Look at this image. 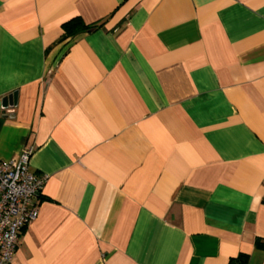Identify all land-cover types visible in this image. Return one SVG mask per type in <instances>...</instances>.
<instances>
[{"label":"crops","instance_id":"0c3cea01","mask_svg":"<svg viewBox=\"0 0 264 264\" xmlns=\"http://www.w3.org/2000/svg\"><path fill=\"white\" fill-rule=\"evenodd\" d=\"M12 92L0 160L45 182L11 264H264V0H0Z\"/></svg>","mask_w":264,"mask_h":264},{"label":"built area","instance_id":"2783aa9c","mask_svg":"<svg viewBox=\"0 0 264 264\" xmlns=\"http://www.w3.org/2000/svg\"><path fill=\"white\" fill-rule=\"evenodd\" d=\"M32 149L0 160V264H11L22 229L38 216L36 199L45 176L29 170Z\"/></svg>","mask_w":264,"mask_h":264},{"label":"trees","instance_id":"16d2710c","mask_svg":"<svg viewBox=\"0 0 264 264\" xmlns=\"http://www.w3.org/2000/svg\"><path fill=\"white\" fill-rule=\"evenodd\" d=\"M96 25L97 23H85L81 17H74L62 24L64 30L63 37H73L80 32L94 28ZM255 244L258 247H264L260 239H256ZM228 264H248V255L245 253H239L238 255L231 257Z\"/></svg>","mask_w":264,"mask_h":264},{"label":"water","instance_id":"95a60500","mask_svg":"<svg viewBox=\"0 0 264 264\" xmlns=\"http://www.w3.org/2000/svg\"><path fill=\"white\" fill-rule=\"evenodd\" d=\"M16 101V92H12L0 99V107L6 108L8 105Z\"/></svg>","mask_w":264,"mask_h":264}]
</instances>
